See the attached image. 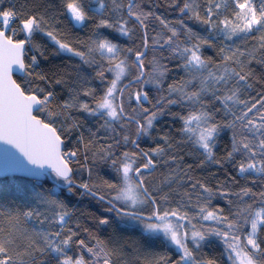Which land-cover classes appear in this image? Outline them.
Wrapping results in <instances>:
<instances>
[{
  "label": "snow or ice",
  "instance_id": "1",
  "mask_svg": "<svg viewBox=\"0 0 264 264\" xmlns=\"http://www.w3.org/2000/svg\"><path fill=\"white\" fill-rule=\"evenodd\" d=\"M0 264H264V0H0Z\"/></svg>",
  "mask_w": 264,
  "mask_h": 264
},
{
  "label": "trees",
  "instance_id": "2",
  "mask_svg": "<svg viewBox=\"0 0 264 264\" xmlns=\"http://www.w3.org/2000/svg\"><path fill=\"white\" fill-rule=\"evenodd\" d=\"M161 2H163V0H161ZM160 11L164 12V9L161 8ZM220 147L222 148L223 144H221ZM102 174H107V170H104V173ZM69 208L73 209V211L75 212V216L73 217V219H75L76 216H81V213H83L84 215L81 217V219L84 221H88L90 219L88 213L99 211V207L96 204V201L91 200L89 197L86 196L80 198H76V197L72 198L71 202L69 203ZM134 239L135 236H132V238L127 241V243L132 244ZM154 250L160 251V249L158 248Z\"/></svg>",
  "mask_w": 264,
  "mask_h": 264
}]
</instances>
